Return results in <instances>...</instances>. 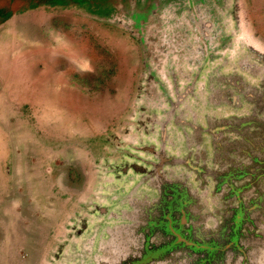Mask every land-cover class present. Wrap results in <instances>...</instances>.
<instances>
[{
  "label": "rangeland",
  "instance_id": "374dc122",
  "mask_svg": "<svg viewBox=\"0 0 264 264\" xmlns=\"http://www.w3.org/2000/svg\"><path fill=\"white\" fill-rule=\"evenodd\" d=\"M261 93L264 0H0V264H116L155 166L199 193L190 164L230 171Z\"/></svg>",
  "mask_w": 264,
  "mask_h": 264
},
{
  "label": "water",
  "instance_id": "95a60500",
  "mask_svg": "<svg viewBox=\"0 0 264 264\" xmlns=\"http://www.w3.org/2000/svg\"><path fill=\"white\" fill-rule=\"evenodd\" d=\"M247 99L264 113V93L250 94ZM253 121L251 124H256L257 129L247 131L245 136V132L239 133L244 137L243 140L235 148L231 145V149L234 148L231 153H241L238 156L240 161L234 162L235 165L230 167V171L226 170L225 174H221L222 177L217 173L213 175L206 170L205 160L194 168L203 182L211 177L214 182L212 194H220L226 201L220 212L222 221H218L211 214L208 216L209 213L203 214L199 196L190 190L185 180L184 183L166 177L162 173V166L166 164L161 162L155 166L156 181L153 182L157 198L135 201L136 206L130 215L133 221L129 226L131 239H122L126 243L117 241L119 245L115 246L108 240L101 246L103 250H111L116 264L118 260L120 264H248L246 260L249 264H261V259L255 260L254 255L257 256L256 250H262L263 244L259 245L255 238H251L252 232L246 226L256 225L254 219L260 216L257 211L264 215V191L258 187L260 185L264 189V122L257 118ZM206 157L208 161L207 154ZM166 161L167 164H184L171 158ZM236 170L240 172L239 175ZM231 172L233 173L230 175ZM245 178H250L251 181H245ZM205 185L207 188L206 182L203 183ZM252 188H255L254 195L250 194ZM233 200H237V207L231 206ZM252 208L257 211L253 210L251 213ZM259 221L261 223L262 220ZM193 226L200 231L202 229L204 234L200 235L196 229L191 233L190 239H184V233H190ZM127 229H121L120 234H125ZM123 243L132 251L125 258H122L126 249L123 248Z\"/></svg>",
  "mask_w": 264,
  "mask_h": 264
},
{
  "label": "crops",
  "instance_id": "0c3cea01",
  "mask_svg": "<svg viewBox=\"0 0 264 264\" xmlns=\"http://www.w3.org/2000/svg\"><path fill=\"white\" fill-rule=\"evenodd\" d=\"M6 87V86H5ZM4 88V87H3ZM51 103H54L53 101H51ZM26 104V103H25ZM4 107H5V104H2ZM2 116V117H1ZM9 112L8 111H6L4 108H2V110L0 111V118H1V120L3 121V122H6V121H9ZM9 135L10 136H12L11 134H14V133H12V131H11V129L9 128ZM19 135V134H18ZM233 151V150H232ZM212 154H213V152H212ZM214 155H216V154H214ZM210 159H213V162H215V158H213V157H211ZM202 160H205L204 161V164L206 163V161H207V157H205V155L203 156L202 154H201V156H200V162L202 161ZM197 164H199V162H197ZM199 179V178H198ZM185 181H187L186 179H184ZM184 180H182V179H180V181H183L184 183H185V181ZM207 181H209V179L207 180ZM207 181H204V182H206L207 183ZM200 182V183H199ZM203 180H201V179H199V181L197 182V183H195L196 185H195V189L196 188H198L200 191H199V193L198 192H194L193 190H192V186H193V183H192V180H190V184H187V185H189L190 186V190L191 191H193L195 194H197L198 196H199V199H200V203H201V207H202V209L204 208V209H206V212L207 213H209L208 214V216H210V214L211 215H213L214 217H215V214L217 213V211H216V209L218 208V204H217V206H216V203H214L215 201H213L214 199H212V200H210V199H208L207 197H209L208 195H207V192H205L203 189L204 188H206V185L205 186H203ZM209 184V182L207 183V185ZM197 208V207H196ZM216 208V209H215ZM219 209V208H218ZM205 210H202V213L204 214L205 212H204ZM213 211V212H212ZM215 213V214H214ZM194 219H195V221L197 220V217L194 215ZM196 222H198V221H196ZM199 227V226H198ZM198 230V232H199V234L200 235H203L204 234V231L201 229V231L196 227V228H194V231L195 230Z\"/></svg>",
  "mask_w": 264,
  "mask_h": 264
},
{
  "label": "flooded vegetation",
  "instance_id": "af4514ba",
  "mask_svg": "<svg viewBox=\"0 0 264 264\" xmlns=\"http://www.w3.org/2000/svg\"><path fill=\"white\" fill-rule=\"evenodd\" d=\"M198 161L200 162V159H199ZM199 165H200V164H197V167H198ZM208 166H209V165H208ZM191 167H192V166H191ZM191 167H190V169L195 170V169H194L195 167H193V168H191ZM195 171H196V170H195ZM186 178L191 179V180L193 181V179H192L193 176L191 177L190 174H188V176H186ZM195 178H196V179L194 180V182L197 183V182L199 181L200 178L198 179L197 176H196ZM199 183H200V182H199Z\"/></svg>",
  "mask_w": 264,
  "mask_h": 264
}]
</instances>
